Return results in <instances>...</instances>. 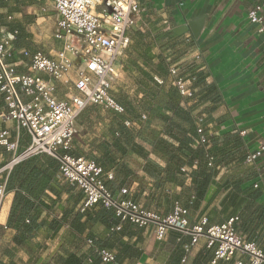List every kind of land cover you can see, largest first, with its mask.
Here are the masks:
<instances>
[{
    "label": "trees",
    "instance_id": "16d2710c",
    "mask_svg": "<svg viewBox=\"0 0 264 264\" xmlns=\"http://www.w3.org/2000/svg\"><path fill=\"white\" fill-rule=\"evenodd\" d=\"M157 75L164 82H154L151 76L157 88L148 92L149 100L140 106L141 111L119 101L111 92L124 105L126 114L108 110L111 118L109 147L98 145L103 152L98 164L105 171L106 187L114 195L121 194L124 188L132 189L135 201L161 215L171 213L178 201L188 209L190 221L191 215L207 216L208 225H212L237 216L234 229L245 241L256 243L264 251V151L255 164L244 167L249 150L240 134L231 133L221 139L206 128L205 134H212L210 145H195L199 138L195 110L207 100L212 105L207 106L206 111L216 109L221 99L219 89L205 82L204 73L190 74L192 86H199L198 93L194 90L191 97L183 100L172 86L167 68L163 67ZM102 109L91 105L85 110L99 114ZM142 113L152 121L158 120L161 128L142 124ZM127 117L132 118L137 126L127 127L124 123ZM140 137L151 142L149 149L138 140ZM150 154L163 161L164 167L149 161ZM230 163L233 170L215 184L221 166ZM184 167L190 174L189 185L183 179ZM59 170V160L43 153L21 161L10 171L6 189H14L16 193L3 229H10L13 233L11 245L0 253V264H17L15 258L20 250L34 264H138L145 254L142 248L145 227H138L130 221L121 222L113 208L101 203L81 212L79 205L84 197L83 191L72 183L58 180L53 183L56 176L60 178ZM109 172L113 174L111 178ZM149 179L153 180L151 186ZM46 189L57 196L51 204L43 200ZM64 193L67 194L66 204L59 207L62 215L41 218L42 209H53ZM59 234L57 248L47 258H42V251L48 248L46 239H54ZM88 240L92 241L89 247ZM191 240L189 234L170 228L163 239L156 238L155 248L161 257L168 253L165 264H182L187 253L185 246ZM102 248L115 253L114 262L102 261L98 254ZM215 250L216 244L208 246L205 242L189 264H210ZM218 264L235 262L234 259L221 260Z\"/></svg>",
    "mask_w": 264,
    "mask_h": 264
},
{
    "label": "crops",
    "instance_id": "0c3cea01",
    "mask_svg": "<svg viewBox=\"0 0 264 264\" xmlns=\"http://www.w3.org/2000/svg\"><path fill=\"white\" fill-rule=\"evenodd\" d=\"M258 0H143V18L139 26L129 30L130 43L119 62V76L113 85V95L122 102L141 111L149 100L148 92L157 88L151 76L159 74L165 67L170 72L171 65H177L181 75L190 79V74L204 73L206 83L215 85L221 94L218 107L206 111L212 105L210 100L200 104L195 113H205V128L219 138L238 132L245 140L249 151L264 144V130L258 125L264 123V31L257 23L249 20V11ZM0 39L10 32H16L8 45L7 60L17 65L20 72H27L29 59L24 50L42 51L54 55L62 42L55 37L56 13L53 0H0ZM11 17V18H10ZM44 77H47L43 73ZM154 77V76H153ZM172 81V79L170 78ZM194 85V84H193ZM198 93L199 86H193ZM69 87L58 84V96L65 97ZM94 108V107H93ZM92 108V109H93ZM97 110H100L99 107ZM103 110V109H102ZM7 113V106L0 93V132L9 130L10 140L19 141L23 150L31 141L25 128H18ZM111 118L84 110L78 118V132L73 140V153L100 160L102 150L108 149L109 126ZM161 128L158 120H150L148 127ZM151 147V142L138 139ZM12 153L0 144V185L8 178L9 171L3 167L11 160ZM143 162V159L137 158ZM149 161L164 167L165 163L154 155ZM244 167L246 164H244ZM233 170L232 164L221 166L214 183L217 184ZM53 179L70 183L62 177ZM187 185L191 179L183 176ZM153 183L149 179V185ZM6 189V188H5ZM14 189H6V196L0 207V250L11 245L12 230H4L15 198ZM43 200L51 204L57 196L50 189L45 190ZM67 194L57 201L51 210L42 209L41 218L60 217V206L66 204ZM199 216L191 215V225L198 223ZM64 230L61 231V233ZM60 233V234H61ZM46 239L48 248L42 251V258L57 248L59 237ZM145 241L142 248L144 257L138 264H165L168 253L161 257L155 248V226L144 228ZM206 240L201 238L195 253ZM20 252H23L20 250ZM17 264H34L28 255L15 258ZM37 264V263H36Z\"/></svg>",
    "mask_w": 264,
    "mask_h": 264
},
{
    "label": "built area",
    "instance_id": "2783aa9c",
    "mask_svg": "<svg viewBox=\"0 0 264 264\" xmlns=\"http://www.w3.org/2000/svg\"><path fill=\"white\" fill-rule=\"evenodd\" d=\"M53 7L58 29L55 37L62 46L54 55L24 50L23 55L29 59L27 72H20L16 64L7 60L8 45L16 32L0 39V93L7 106V113L2 116L12 118L19 129L25 128L31 136L28 146L20 150L18 139L10 140L9 130L0 132V144L12 153L3 169L10 172L16 164L32 156L52 155L60 162V174L83 191L84 197L79 205L81 212L101 203L113 208L121 222L130 221L138 227L153 224L157 239H163L170 228L189 234L192 240L185 246L187 253L182 264H189L201 238L208 246L216 244L210 264L232 259L235 264H264V251L256 243L245 241L234 229L237 216L212 225H208L207 216H202L198 223L191 225L188 209L178 201L171 213L161 215L135 201L132 189L124 188L121 194H112L104 182L105 171L97 160L73 153L78 118L88 106L97 105L126 114V108L111 90L119 76V62L130 43L128 32L139 26L144 7L143 0H53ZM248 17L264 31V0H258ZM169 70L172 86L183 100L191 97L195 90L191 79L184 78L177 65H171ZM153 76L159 84L164 82L161 76ZM59 83L69 87L64 98L58 96ZM205 117V113L196 116L199 138L195 145H210L212 134L204 132ZM140 122L150 124L146 113L141 114ZM124 123L130 128L137 126L129 117ZM263 151L264 144L249 151L244 164H255ZM182 170L187 171L185 167ZM108 176L111 178L112 172ZM183 176L190 178L187 172ZM5 188V183L0 185V207L6 196ZM91 245L92 241L88 240L87 246ZM98 254L104 262L116 259L115 253L109 249H99Z\"/></svg>",
    "mask_w": 264,
    "mask_h": 264
},
{
    "label": "rangeland",
    "instance_id": "374dc122",
    "mask_svg": "<svg viewBox=\"0 0 264 264\" xmlns=\"http://www.w3.org/2000/svg\"><path fill=\"white\" fill-rule=\"evenodd\" d=\"M112 91H113V89L111 90V92H112ZM99 114H102V116H105L106 118L110 117V115H109V111H108V110H104V109H103V110L100 111ZM99 114H98V115H99ZM262 122H263V121H262ZM262 122H261L260 125H258V126H259L261 129L263 128L262 130H264V123H262ZM0 253H1V250H0ZM17 256H19V257L21 258V257L25 256V252H20V251H19L18 254H17ZM17 256H16V257H17Z\"/></svg>",
    "mask_w": 264,
    "mask_h": 264
}]
</instances>
